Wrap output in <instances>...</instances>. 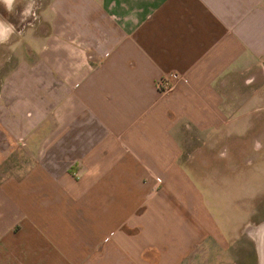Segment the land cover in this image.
Here are the masks:
<instances>
[{
    "label": "crops",
    "instance_id": "obj_1",
    "mask_svg": "<svg viewBox=\"0 0 264 264\" xmlns=\"http://www.w3.org/2000/svg\"><path fill=\"white\" fill-rule=\"evenodd\" d=\"M48 12L0 81V264H206L246 240L249 224L226 238L182 155L187 133L264 132L238 126L264 108V0ZM255 239L264 264V223Z\"/></svg>",
    "mask_w": 264,
    "mask_h": 264
},
{
    "label": "rangeland",
    "instance_id": "obj_2",
    "mask_svg": "<svg viewBox=\"0 0 264 264\" xmlns=\"http://www.w3.org/2000/svg\"><path fill=\"white\" fill-rule=\"evenodd\" d=\"M49 1L15 0L11 13L0 3V20L14 27L8 39L0 41V81L12 63L35 47L34 42L26 40L25 37L20 38L21 44L14 40L25 31L43 33L48 29ZM25 9H28L27 14H24ZM243 122L248 123L252 129H264V108L241 118L238 126L244 128ZM250 134L252 133L232 134L228 136L227 141L222 134H206L200 138L197 134H186V148L182 158L185 161L193 160L194 170L190 171L191 176L205 194L207 207L217 219L226 238L230 239V234H238L241 224H249L243 238L247 241H239L236 248L233 246L227 253L219 251L216 246L207 249L206 264H234L235 249L238 250L237 259L240 264L258 262L255 231L264 223V167L260 164L264 160L259 163L258 160L264 157V132L260 135ZM252 138L258 139L263 147L255 149L254 146L259 144L256 140L252 141ZM225 144H228V151ZM248 208L250 212L246 214ZM200 257L199 254L198 259Z\"/></svg>",
    "mask_w": 264,
    "mask_h": 264
},
{
    "label": "clouds",
    "instance_id": "obj_3",
    "mask_svg": "<svg viewBox=\"0 0 264 264\" xmlns=\"http://www.w3.org/2000/svg\"><path fill=\"white\" fill-rule=\"evenodd\" d=\"M0 3H3L5 5V9L7 12L11 13L13 10V5L15 3V0H0ZM28 9H25V13L27 14ZM14 31L13 25L10 23H6L3 20H0V41L8 39V36L10 33Z\"/></svg>",
    "mask_w": 264,
    "mask_h": 264
},
{
    "label": "built area",
    "instance_id": "obj_4",
    "mask_svg": "<svg viewBox=\"0 0 264 264\" xmlns=\"http://www.w3.org/2000/svg\"><path fill=\"white\" fill-rule=\"evenodd\" d=\"M156 85L157 88L161 91H167L172 87L170 80H168L167 78L159 79Z\"/></svg>",
    "mask_w": 264,
    "mask_h": 264
}]
</instances>
